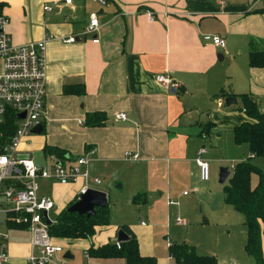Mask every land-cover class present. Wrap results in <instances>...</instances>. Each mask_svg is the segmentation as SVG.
Masks as SVG:
<instances>
[{
    "label": "crops",
    "instance_id": "crops-1",
    "mask_svg": "<svg viewBox=\"0 0 264 264\" xmlns=\"http://www.w3.org/2000/svg\"><path fill=\"white\" fill-rule=\"evenodd\" d=\"M64 2L0 0V17L8 20L4 31L13 46L45 41L42 133L29 137L21 149L31 157L39 151L44 160V146L62 150L64 158L84 157L91 178L115 180V184L120 181L118 188L130 185L131 204L133 197L142 195L146 203L138 206L145 207L149 218L163 207L165 196L168 217L170 208L179 207L176 199L181 188L194 179L198 182L195 156L198 149H205L203 143L209 136L200 137L202 126L211 123L218 133H230L240 124L251 122L237 110L238 98L236 105L226 108L224 99L215 98L218 92L228 89L235 96L248 95L258 111L264 112V69L248 66L250 43L261 47L264 41V0H106L104 6L91 0H71L68 6ZM54 4L57 7L52 12H44V7ZM91 13L97 14L99 28L92 36L84 35ZM204 35L218 36L225 48L204 43ZM70 37L77 41L63 43ZM94 39L98 43H93ZM157 75L168 77L175 87L165 90L155 82ZM65 88H72L73 92L82 89L84 93L64 94ZM194 93L203 95L208 102L199 107L192 101ZM92 113L106 115L103 127L85 126V116ZM121 113L126 114L127 120L114 122V116ZM235 147L247 153L231 161L254 159L247 146ZM127 155H136L137 159H128ZM37 185L39 197L51 199L54 208H59L56 217L78 200L83 182L62 186L39 180ZM169 201L178 205H168ZM223 203L225 206L219 209L230 214L225 210L230 206L224 198ZM171 211L173 217L188 216L178 208ZM234 212L242 218L241 227L245 230L242 215ZM208 225L205 219L199 227ZM12 226H5L11 230L8 264H27V258L35 253L30 246L31 235ZM121 226L132 231L142 257L157 256L156 264H174L169 255L163 258L146 250L141 233L148 227L144 220L99 234L106 226L98 227L94 236L85 240H53L62 253L54 255L51 264H62L63 246L71 253V248L83 252L80 264H125L122 259L97 260L87 255L90 247L117 244ZM147 231L153 238L152 227ZM245 240L246 231L244 244ZM182 244L193 247L199 256L215 258L198 254L190 243ZM71 253L67 252L63 259L68 255L66 260H72Z\"/></svg>",
    "mask_w": 264,
    "mask_h": 264
},
{
    "label": "built area",
    "instance_id": "built-area-1",
    "mask_svg": "<svg viewBox=\"0 0 264 264\" xmlns=\"http://www.w3.org/2000/svg\"><path fill=\"white\" fill-rule=\"evenodd\" d=\"M91 1L100 6L106 4V0ZM70 4L71 0H65L64 5ZM56 7L54 4L44 7L43 10L50 13ZM88 18L84 35L92 36L99 28L98 17L96 13H91ZM149 19L152 20V17ZM7 23V19L0 17V126L11 112L16 120V128L5 144L1 143L3 132L0 131V216L3 217L4 226L23 227L30 233V246L35 253L27 258V264H51L54 255L62 253V248L55 245L49 235L44 215L51 221L49 213L54 209V203L49 198L39 197L38 181L49 180L66 186L82 180L80 195L90 189V184L99 186L101 181L89 176L88 161L84 157H68L62 160L54 155H46V164L37 167L31 155L22 151V144L27 142L32 136V130L41 125L45 117V41L13 46L9 35L4 31ZM202 40L216 48H225V42L218 36L204 35ZM76 41V38L70 37L63 40V43L73 44ZM93 43L98 41L94 39ZM155 82L165 90L175 87L172 80L164 75L155 76ZM218 106H222L221 101ZM20 114H24L23 119L18 118ZM126 120V114L114 116V122ZM205 154L206 150L200 148L195 156L202 182L210 179L209 164L203 158ZM126 157L137 159L136 155ZM183 195L186 196V193ZM168 205L178 204L169 201ZM176 223L182 225L179 219ZM7 239V235L0 233V264L9 262Z\"/></svg>",
    "mask_w": 264,
    "mask_h": 264
},
{
    "label": "rangeland",
    "instance_id": "rangeland-1",
    "mask_svg": "<svg viewBox=\"0 0 264 264\" xmlns=\"http://www.w3.org/2000/svg\"><path fill=\"white\" fill-rule=\"evenodd\" d=\"M262 47H264V43L259 48L263 49ZM222 64L221 62L220 65ZM191 98L199 107H203L206 100L208 102V99H205L203 95L197 93H194ZM223 109L226 110L225 108ZM219 134L221 138H217ZM203 144L206 150L204 158L210 168V179L207 182L199 181V179L197 182L194 179L190 185L181 188L180 197L175 198L179 203V207L170 208L168 217L166 212L167 207L164 203L165 196H162L163 207H161L160 211L156 212V215L149 218L145 213L144 206L136 207L130 203V197L128 196L130 185L118 188V185H121L120 181H117L115 184V180L113 182L105 181V178L102 177L98 178L101 181L99 186L90 184L91 188L103 190L108 202L109 222L104 229L98 231V234L103 231L112 230V227L117 228L124 224L138 225L141 220H144L148 225V229L152 227V234L154 236L151 238L148 235L147 228L142 229V243L146 250L153 252L154 255L167 258V245L171 242L175 244L190 243L196 247L198 254L215 256L219 264H255L254 260L248 257L244 251L245 230L241 227L242 218L230 207L225 208V210H229L230 214H227V211L219 209L220 206H225L223 203L224 195L222 188L227 184V181L223 185L218 183L219 172L221 169H228L231 172V168L236 164L231 159L243 158L247 152L245 149H236L233 144L232 132L218 133L212 129ZM32 157L36 166L39 167L46 164V160H44L39 151L34 152ZM221 159H224V161H221ZM251 163L260 172L264 173V159H251ZM108 182L110 184L107 187ZM257 183V175H252L251 187H256ZM183 191H186V197H183L184 195L182 196L181 193ZM156 198H161L159 197V192H157ZM177 208L182 210L183 214H188V216L181 215L179 217H173L171 210L176 211ZM58 210L59 208L57 209L55 207L50 212L49 217L52 220H54L55 213ZM208 211H212V213ZM2 219L3 217L0 216V233L7 235L8 242L11 230L4 226ZM177 219L182 222V226L178 227L176 223ZM205 219L209 221V225L199 227V224L203 223ZM63 251L65 254L67 252L71 253L64 246ZM71 251V255L74 258L72 260H66L63 259L65 254H61L60 263L80 264L83 252L74 248H71ZM262 256L264 260V248ZM148 257L154 258L157 261V256Z\"/></svg>",
    "mask_w": 264,
    "mask_h": 264
},
{
    "label": "trees",
    "instance_id": "trees-1",
    "mask_svg": "<svg viewBox=\"0 0 264 264\" xmlns=\"http://www.w3.org/2000/svg\"><path fill=\"white\" fill-rule=\"evenodd\" d=\"M264 43V41H263ZM262 43V44H263ZM248 66L252 69H264V48L260 49L258 43H250L248 52ZM72 88H65L64 94L75 93L81 95L84 90L73 92ZM177 94H180L178 91ZM216 99L238 98L240 107L237 110L251 121L242 123L232 130L233 144L237 147L247 146L248 151L254 159H264V112L260 113L256 104L248 95L235 96L228 89H221ZM107 117L103 113H92L85 116L87 128H101L105 125ZM14 115L9 112L5 122L0 126L3 132L1 143L5 144L13 135L16 128ZM214 128L211 123L202 126L200 137L208 136ZM44 155H54L57 158H64V152L58 148L44 146ZM257 175L256 187H251V177ZM222 193L224 202L234 211L242 215L243 225L246 231L244 251L248 257L254 260L255 264H264L262 251L264 248V173L260 172L248 160L236 163L232 173L223 186ZM76 201L70 203L62 210L48 227L52 240H85L94 236L98 227H104L109 222V210L96 208L95 216L87 218L75 213H68L67 209ZM146 201L142 195L133 197V205H142ZM13 229L24 230L23 227L12 226ZM128 240L125 243H107L99 248L90 247L87 255L92 259H122L125 264H156L154 258L142 257L139 253L137 239L127 226H121ZM118 246V247H117ZM168 255L174 264H217V260L211 256H199L193 247L186 244H171L168 247Z\"/></svg>",
    "mask_w": 264,
    "mask_h": 264
},
{
    "label": "water",
    "instance_id": "water-1",
    "mask_svg": "<svg viewBox=\"0 0 264 264\" xmlns=\"http://www.w3.org/2000/svg\"><path fill=\"white\" fill-rule=\"evenodd\" d=\"M174 93V90H171ZM237 100L235 98H226L224 99V106L229 108L236 105ZM19 119L24 118V114L18 115ZM42 125H38L35 129L32 130V135H40L42 133ZM230 176L228 169H221L218 175V183L223 185L226 183ZM108 206L106 194L97 190L89 189L84 194L80 195L78 200L67 209L68 213H75L79 216H86L87 218L95 216L94 210L96 208H106ZM46 218V224L48 227L51 226L52 222L47 218V215H44ZM128 238L122 230L117 231V244L127 242ZM69 256L66 255L65 259H68Z\"/></svg>",
    "mask_w": 264,
    "mask_h": 264
}]
</instances>
